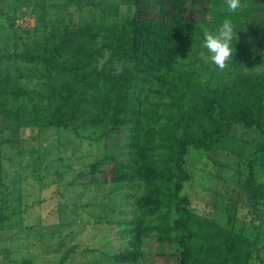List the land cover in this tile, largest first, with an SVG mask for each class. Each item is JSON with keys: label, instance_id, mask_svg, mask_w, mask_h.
<instances>
[{"label": "trees", "instance_id": "1", "mask_svg": "<svg viewBox=\"0 0 264 264\" xmlns=\"http://www.w3.org/2000/svg\"><path fill=\"white\" fill-rule=\"evenodd\" d=\"M188 2L132 0L133 13L124 20L38 24L50 29L40 37L25 35L21 46L16 36L12 51L0 54V65L14 63L13 71L0 68V133L100 126L105 137L126 129L119 141L122 154L89 165L91 183L131 190L126 196L135 214L124 221L125 246L108 255L112 264H144L152 250L149 240L167 244L173 264H252L259 256L256 237L196 217L183 192L191 179L190 147L208 152L225 142L235 125L253 129L257 143L241 186L253 227H260L264 181L254 170L264 172V67L215 82L182 67V44L194 29ZM210 2L206 11L214 21L220 0ZM21 79L35 83L29 87ZM3 172L0 162V196ZM0 200L2 229L9 203ZM63 259L53 264H64Z\"/></svg>", "mask_w": 264, "mask_h": 264}, {"label": "rangeland", "instance_id": "2", "mask_svg": "<svg viewBox=\"0 0 264 264\" xmlns=\"http://www.w3.org/2000/svg\"><path fill=\"white\" fill-rule=\"evenodd\" d=\"M208 4L210 0L188 2L194 29L182 44L179 64L199 71L204 80L211 82L231 80L242 71L261 70L264 0H241L242 7L236 13H229L224 0H220L214 21L206 11ZM133 10L132 0H0V54L12 51L16 36L21 40L25 35L40 37L50 29L38 24L51 27L67 22L124 20ZM225 17L237 18L244 25L234 21L238 39L236 44L233 41V61L229 69L219 72L214 65L205 64L200 55L206 53L202 47L204 29L214 30ZM13 66V62H5L0 68L13 71ZM20 82L32 87L35 79ZM122 130L126 129L120 133L110 131L105 137V129L100 126L52 127L39 133L22 128L0 133V140L12 137L10 144H0L4 167L0 199L9 203V209L4 210L8 216L5 227L0 229V264H25L26 260L30 264H53L61 258L64 264H112L108 255L125 246L128 237L122 231L127 226L124 221L135 214L132 199L126 196L131 190L91 183L89 165L103 160L105 155L118 157L123 153V143L119 142ZM256 143L255 130L238 124L230 137L211 151L190 147L187 167L191 179L183 192L190 196L196 217L233 226L250 238L256 237L260 252L252 264H264V214L260 215L261 224L254 221L260 227L254 228L241 186L249 173V154ZM254 174L264 181L263 171L255 168ZM27 226H35L36 230L28 231ZM47 236L49 240H45ZM146 245L152 250L144 264H173L167 244L149 240Z\"/></svg>", "mask_w": 264, "mask_h": 264}, {"label": "clouds", "instance_id": "3", "mask_svg": "<svg viewBox=\"0 0 264 264\" xmlns=\"http://www.w3.org/2000/svg\"><path fill=\"white\" fill-rule=\"evenodd\" d=\"M224 3L229 13H236L242 7L241 0H224ZM237 30L230 17H225L214 30L204 29L202 47L206 53L202 52L200 59L205 64L214 65L219 72L229 69L238 39Z\"/></svg>", "mask_w": 264, "mask_h": 264}]
</instances>
